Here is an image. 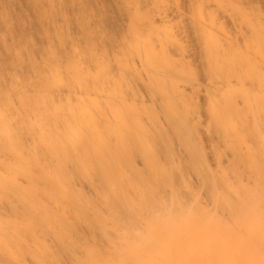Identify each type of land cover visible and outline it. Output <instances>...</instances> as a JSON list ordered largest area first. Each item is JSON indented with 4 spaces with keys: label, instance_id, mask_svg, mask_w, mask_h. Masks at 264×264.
<instances>
[{
    "label": "bare ground",
    "instance_id": "bare-ground-1",
    "mask_svg": "<svg viewBox=\"0 0 264 264\" xmlns=\"http://www.w3.org/2000/svg\"><path fill=\"white\" fill-rule=\"evenodd\" d=\"M0 264H264V0H0Z\"/></svg>",
    "mask_w": 264,
    "mask_h": 264
}]
</instances>
